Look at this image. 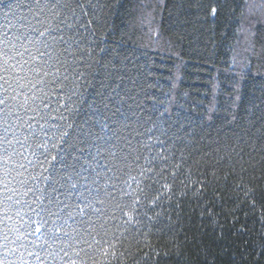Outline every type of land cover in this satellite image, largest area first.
Wrapping results in <instances>:
<instances>
[{
    "label": "trees",
    "instance_id": "obj_1",
    "mask_svg": "<svg viewBox=\"0 0 264 264\" xmlns=\"http://www.w3.org/2000/svg\"><path fill=\"white\" fill-rule=\"evenodd\" d=\"M0 264H264V0H0Z\"/></svg>",
    "mask_w": 264,
    "mask_h": 264
},
{
    "label": "snow or ice",
    "instance_id": "obj_2",
    "mask_svg": "<svg viewBox=\"0 0 264 264\" xmlns=\"http://www.w3.org/2000/svg\"><path fill=\"white\" fill-rule=\"evenodd\" d=\"M37 231H39V229H37Z\"/></svg>",
    "mask_w": 264,
    "mask_h": 264
}]
</instances>
